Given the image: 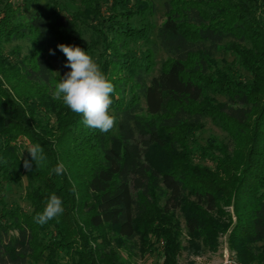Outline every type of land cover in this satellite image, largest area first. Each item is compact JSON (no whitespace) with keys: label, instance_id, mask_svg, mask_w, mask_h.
Returning <instances> with one entry per match:
<instances>
[{"label":"trees","instance_id":"trees-1","mask_svg":"<svg viewBox=\"0 0 264 264\" xmlns=\"http://www.w3.org/2000/svg\"><path fill=\"white\" fill-rule=\"evenodd\" d=\"M33 1L0 0V264H121L119 249L135 243L179 264L177 211L196 249L215 248L230 230L240 261L264 264V0H165L156 41L152 0L54 4L48 19ZM17 41L28 42L26 53L19 43L7 49ZM49 44L64 62L58 44L101 65L114 84L116 132L86 127L52 99L55 77L71 69L54 73ZM159 49L168 57L151 76ZM207 117L229 141L197 142ZM35 144L46 157L38 166L27 151ZM24 178L29 210L6 198ZM53 193L64 212L39 225L33 218Z\"/></svg>","mask_w":264,"mask_h":264},{"label":"rangeland","instance_id":"rangeland-1","mask_svg":"<svg viewBox=\"0 0 264 264\" xmlns=\"http://www.w3.org/2000/svg\"><path fill=\"white\" fill-rule=\"evenodd\" d=\"M14 2H18L21 0H13ZM155 2L157 6V11L155 14L150 16V19L153 24V30H152V40H157V30L158 26L165 20V6L164 1L165 0H152ZM54 4L62 5L63 7H66L68 10H75L79 7V0H35L32 2L30 9L32 12L40 11L44 14L45 18L48 19L49 10ZM92 36L91 32H88L85 34V40H90V37ZM21 44L23 48V54L27 52L28 50V42L27 41H17L15 43H12V45H9L7 47L8 50L13 48L14 44ZM138 47L145 49L147 45L144 43H139ZM49 53L50 50L53 51V48L51 45H48ZM54 52V51H53ZM218 58L221 60V62H224V60H227V62L232 63L234 60V55L231 54H224L222 52L218 53ZM168 56L166 52L162 49H159L155 54V61L156 65L154 67L153 72L151 73V76H154L158 74L162 61L166 59ZM50 61L53 65L54 73L59 74V71L61 68L65 67L64 65L67 62H64L60 60L55 54H50ZM245 76H249L248 72H246L243 68L239 69ZM55 74V76H56ZM62 77H55L54 79V85L59 82V80ZM144 106L145 102H144ZM113 131L116 132L117 128H113ZM214 136L222 141H229V135L227 131L222 128L219 124L212 121L211 118L207 117L205 119V127L203 130L198 131L196 134V140L199 144L205 145L206 141L209 137ZM23 156H25V151H22ZM195 161L202 164V165H208V166H214V163L211 159L201 157L199 154L195 156ZM28 181L26 178L22 180L21 183H11L7 186V193L6 198L8 202L12 205H20L23 206L25 209H31L30 202L26 198V192L28 189ZM227 211L229 213L233 214V208L231 206L226 207ZM177 217L182 223L183 227V236H182V245L183 249L178 254V262L179 264H229V255L230 257H233L236 261H238L241 264H244L240 261L238 258L237 252L233 250L230 246L229 242V233L230 230L226 233H223L218 238V244L215 248H210L209 246H205L200 241L196 244H199V249H196L190 244L189 236L187 235V229H186V221L184 214L181 211H177ZM235 219V216L233 217ZM195 246V245H194ZM141 244H129L128 248H120V261L121 264H160L163 261V255L161 248L145 255L141 251ZM61 262H65L67 260V256L64 254H61ZM38 264H48L46 261H41ZM251 264H258V262H253Z\"/></svg>","mask_w":264,"mask_h":264},{"label":"clouds","instance_id":"clouds-1","mask_svg":"<svg viewBox=\"0 0 264 264\" xmlns=\"http://www.w3.org/2000/svg\"><path fill=\"white\" fill-rule=\"evenodd\" d=\"M57 48L65 55L64 65L71 70L57 82L51 92L54 101L61 102L71 112L82 115V123L101 133H108L116 125V116L111 112L114 84L108 79L101 65L86 50L79 46L58 44ZM50 54H55L50 50ZM32 161L38 166L46 157L40 144L27 148ZM26 169L31 161H23ZM53 171L61 176L66 171L63 162H58ZM64 212L63 201L55 193L48 198L42 212H37L34 221L44 225Z\"/></svg>","mask_w":264,"mask_h":264},{"label":"built area","instance_id":"built-area-1","mask_svg":"<svg viewBox=\"0 0 264 264\" xmlns=\"http://www.w3.org/2000/svg\"><path fill=\"white\" fill-rule=\"evenodd\" d=\"M229 264H241V263H239L238 261H236L233 257H230V255H229Z\"/></svg>","mask_w":264,"mask_h":264}]
</instances>
